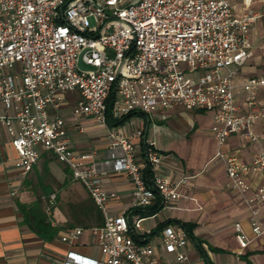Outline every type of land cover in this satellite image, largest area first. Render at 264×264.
<instances>
[{
  "label": "built area",
  "instance_id": "2783aa9c",
  "mask_svg": "<svg viewBox=\"0 0 264 264\" xmlns=\"http://www.w3.org/2000/svg\"><path fill=\"white\" fill-rule=\"evenodd\" d=\"M255 1L243 0L244 10L237 13L233 0H0V100L5 108L0 123L13 137V167L27 176L41 151L52 152L85 185L104 217L102 225L90 229L100 258L71 253L53 264H172L143 241L151 234L143 225L147 218L132 211L109 213V202L117 195L101 188L95 164L86 167L91 155L78 156L72 149L60 113L69 95L76 96L70 107L80 131L87 119L107 124L113 91L116 115L177 108L212 114L219 145L239 135L256 149L247 163L223 151L217 157L225 164L230 190L245 197L254 236L264 238V178L257 188L248 181L251 174L264 176V151L258 149L260 135L254 130L261 125L264 132V75L234 84L238 68L253 56L252 37L263 18ZM83 52V62L95 70L79 68ZM238 89L243 105L237 102ZM136 136L140 140L143 134ZM109 141L122 150L124 172L134 186L133 208L182 199L188 178L172 181L154 174L150 185L138 160L141 142L115 129ZM146 144L151 166L165 158L154 142ZM83 231L70 232L71 242ZM235 231L240 248L246 249L251 241L241 223ZM161 233L163 250L175 256L174 264H186V234L171 226Z\"/></svg>",
  "mask_w": 264,
  "mask_h": 264
},
{
  "label": "crops",
  "instance_id": "0c3cea01",
  "mask_svg": "<svg viewBox=\"0 0 264 264\" xmlns=\"http://www.w3.org/2000/svg\"><path fill=\"white\" fill-rule=\"evenodd\" d=\"M254 7L264 13V2L261 0H256ZM236 95L237 102L243 105V91L238 89ZM75 101L76 96L69 95L60 113L66 121L74 153L78 156L91 155L92 162L86 167L95 164L99 170L101 188L117 195V199L111 200L108 206L112 216L137 210L132 207L134 186L124 172L122 150L113 148L109 141L112 129L141 144L144 138L156 144V149L165 158L151 166L153 174L172 181L188 178V186L181 188L183 197L179 202L165 205L156 214L145 210L135 213L147 218L146 229L151 234L143 241L157 248L162 261L177 263L175 256L167 254L162 247L160 227L167 223V226L184 232L189 239L185 250L186 264H264V238L254 236L250 224L251 212L245 197L230 190L225 164L217 157V153L223 151L247 163L252 160L255 148L239 135H233L223 146L219 145L212 133L215 125L212 114L208 117L210 113L182 108L161 110L150 115L136 110L122 123L119 121L129 114L116 115L112 112L107 124L87 119L83 124L84 130L80 131L77 127L80 122L75 119L70 107ZM4 114L5 108L0 100V115ZM205 116L210 120L209 132L208 127L199 123V119ZM13 126L17 128L15 122ZM254 130L260 135L258 149L264 151L261 125H256ZM140 131L143 136L138 140L136 135ZM12 139L8 127L0 123V264H53L71 253L100 258V249L90 229L98 227L94 209L102 212L88 189L73 174L66 175V170L71 169L48 151H41V158L34 170L27 176L22 175L13 167L17 153L12 147ZM138 160L143 168L147 166L148 161L141 152ZM45 177L51 180L46 185L42 181ZM263 178V175L251 174L248 181L253 188H257ZM58 192H61L64 200H69L66 210L61 202H57ZM47 198L51 200V207H45ZM38 200L51 229L57 231L49 240L34 231L28 220V212L24 210V207H31ZM260 219L264 224V206H260ZM236 223L242 224L251 241L246 249H241L236 240ZM77 228L84 231L77 241L71 242L68 235Z\"/></svg>",
  "mask_w": 264,
  "mask_h": 264
},
{
  "label": "rangeland",
  "instance_id": "374dc122",
  "mask_svg": "<svg viewBox=\"0 0 264 264\" xmlns=\"http://www.w3.org/2000/svg\"><path fill=\"white\" fill-rule=\"evenodd\" d=\"M131 1H134V0H131ZM233 6H234L235 12H237V13H240L241 11L244 10L243 0H233ZM252 49H253L252 58H250L249 61L244 66L238 68L239 74L234 79V84L236 86L237 85L241 86L243 84V81L247 77L264 75V16L259 21L257 29L253 34ZM233 69H236V67L235 68L233 67ZM210 115L211 114H207L208 117H210ZM207 116H205L204 118L201 117L199 119V123H200V126L208 127L207 129L209 132L210 120ZM168 129L171 130L173 133H175L172 127H169ZM181 156H183L182 153H181ZM65 173H66V175L67 174L70 176L72 175V173L69 169L66 170ZM32 178L34 179L33 176H32ZM42 181L46 185V184L50 183L51 180L45 177L44 179H42ZM47 188H48V190H50L49 187H47ZM39 192L42 193V191H39ZM50 201L51 200H48V198L45 200V207L46 206L51 207V205H49V204H51ZM58 201L61 202L62 208H64V210H66L68 205H69V203H68L69 200H64L61 192H58L57 202ZM162 215H163V212L161 213V216ZM151 223H152V221L149 222V224H151ZM143 225L146 228V224L144 223Z\"/></svg>",
  "mask_w": 264,
  "mask_h": 264
},
{
  "label": "trees",
  "instance_id": "16d2710c",
  "mask_svg": "<svg viewBox=\"0 0 264 264\" xmlns=\"http://www.w3.org/2000/svg\"><path fill=\"white\" fill-rule=\"evenodd\" d=\"M116 100V94L115 92H111L110 96L108 98V110H107V118H108V122H110V119L113 115L112 110H113V104ZM133 114L129 113V115L125 116L121 121H119V123H122L125 121V119H127L129 116H131ZM149 149V146L146 144V139L144 138V142H142V149H141V154L144 157V159L147 157V151ZM143 173L145 176V179L147 180V182L152 185L153 184V172H152V167L149 163H147V166H145V168L143 169ZM41 201L38 200L34 205H32L31 207H24V210L26 211V213L28 212V220L30 222V225L33 227L34 231L41 237H43L46 240L52 239L57 231L51 229L50 224H49V220L47 218L46 215H44V213L42 212V206H41ZM164 207V205L161 202V199H159L157 201V203L153 206L150 207L148 209H137L135 211H132L133 213H142L144 210L147 211L150 214H156L158 213L162 208ZM95 211V215H96V225L100 226L103 224V216L101 213H98V209H94ZM144 217V216H143ZM168 224L165 223L164 225H162L160 227V230H162L164 227H166ZM185 228L187 227V225H183ZM135 239L139 242L140 238L135 237ZM208 264H211L208 262Z\"/></svg>",
  "mask_w": 264,
  "mask_h": 264
},
{
  "label": "water",
  "instance_id": "95a60500",
  "mask_svg": "<svg viewBox=\"0 0 264 264\" xmlns=\"http://www.w3.org/2000/svg\"><path fill=\"white\" fill-rule=\"evenodd\" d=\"M84 52H86V51H84ZM84 52L81 54V56H80V58H79V63H78L79 68H81L82 70H95V67H92V66H90V65H87V64H85V63L83 62V60H82V56H83Z\"/></svg>",
  "mask_w": 264,
  "mask_h": 264
}]
</instances>
